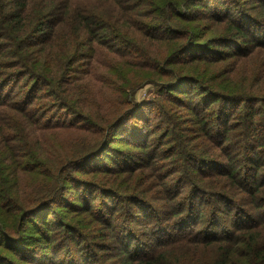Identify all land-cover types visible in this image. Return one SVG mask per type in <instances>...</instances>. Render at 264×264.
<instances>
[{"label":"trees","instance_id":"1","mask_svg":"<svg viewBox=\"0 0 264 264\" xmlns=\"http://www.w3.org/2000/svg\"><path fill=\"white\" fill-rule=\"evenodd\" d=\"M0 264H264V0H0Z\"/></svg>","mask_w":264,"mask_h":264},{"label":"rangeland","instance_id":"2","mask_svg":"<svg viewBox=\"0 0 264 264\" xmlns=\"http://www.w3.org/2000/svg\"><path fill=\"white\" fill-rule=\"evenodd\" d=\"M155 92V85L152 82H146L133 93L132 98L138 102L150 101L154 98Z\"/></svg>","mask_w":264,"mask_h":264}]
</instances>
